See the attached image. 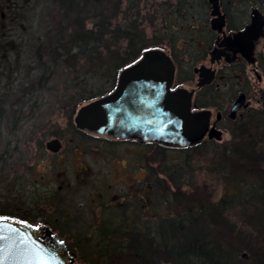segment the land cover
Returning a JSON list of instances; mask_svg holds the SVG:
<instances>
[{
	"label": "rangeland",
	"instance_id": "rangeland-1",
	"mask_svg": "<svg viewBox=\"0 0 264 264\" xmlns=\"http://www.w3.org/2000/svg\"><path fill=\"white\" fill-rule=\"evenodd\" d=\"M126 1L122 2L124 11L129 6L127 4L129 0ZM136 2L137 10L120 13L122 28L128 21L137 19L141 32L154 43L160 42L159 46L148 50L156 49L166 53L176 67L172 89L181 88L193 92V101L198 97V93L202 92L200 91L202 88L197 86L199 70L203 67L214 70V65L210 61L213 19L210 16L208 3L206 4L205 0H136ZM231 2L234 14L239 11L246 12V7L249 12L253 7L250 4L244 5V2L247 4V0H231ZM56 4L55 0H0V95L7 93L0 98V101L4 99L8 103L15 102L14 111L3 113L5 116L0 120V139H2L0 143L2 142L3 145L0 146V153L4 155L7 149L6 158H2L5 162L0 161V175L7 177L8 182L18 175L22 177L21 180L37 186L33 192L32 187L28 186L22 198L18 195L19 190L12 189V197L9 199L7 196V199L22 201L28 196L44 198L52 196L69 204L65 208H60L58 202L51 206L48 201H41V204L46 205L43 204L45 207L42 208V211H45L46 221L34 224L39 225L48 221L54 223L67 246L69 245L71 249L73 247L72 251L79 257L83 255L79 246L83 247L88 243L86 230L95 233V228L103 219L102 214L106 216V220L116 212L130 215L134 224L140 227L132 250L133 248L139 250V255H142L145 264H148L147 259L151 257L152 246L147 242L149 239H146L149 233L147 229L153 228L171 214L175 216L180 208L178 205L177 208L175 206L176 193L187 192V197L193 199L195 195L206 193L209 194V197L205 198L207 201L216 202L224 192H228L229 196L237 198L230 213L220 220L206 217L200 222L201 227L204 228L193 225L190 230L187 229V233L202 235L203 232H207V235L219 234L228 239L235 236L237 243L248 240L247 244L256 245L258 252L253 257L250 250L241 251V258L251 260V264H259L260 259L263 261L264 233L254 227L260 223L264 224V202L262 197H251L249 190L251 185L238 186L236 184L238 179L227 171L234 174L241 172L248 182L253 179L255 182L260 180L264 182V143L247 140L245 145H242L237 139L238 135L235 134L240 135V130L237 128L251 110H264L262 98L264 72L259 69L262 79L258 84V76L251 66L246 65L245 69H242L251 82V85L247 86L248 99L251 101L250 110L244 112V117H239L236 121L224 119L218 122L217 129L222 131V140L206 139L195 161L190 162L189 166L187 164L178 166V169H181L182 179L191 184L188 186L184 182L179 183L180 189L177 190L172 183L170 186V179L166 178L164 173H160L157 159L163 158V155L155 154L153 148H147L149 145H140L133 139L104 137L94 133L90 135L96 137L88 136L89 140L82 138V135L70 125L72 122L77 128L74 122L77 111L89 102L79 105L76 109L73 106L75 111L72 110V119L69 118L71 107L67 108V105L73 103L75 94L83 87L76 82L79 81L78 79H83L81 71L84 67L73 68L71 74L66 70H60V73L45 83L44 89L42 88L43 94L38 101V97L33 95V92L26 94L30 85L37 84L36 78L33 80L31 77L26 80L23 78L24 75L16 73V69H21V66L34 60V55L30 56V54L33 53L34 44L37 38L41 37L43 28L68 20L73 22L76 17V13H72L61 18ZM189 14L192 18H189ZM87 22L88 20H84L78 27L83 30L91 28V23ZM113 42L117 44L115 38ZM28 43L32 46L29 47ZM178 49L182 50L178 51ZM175 51L179 57L181 55L183 57L184 52H189L183 61L184 64H179L178 59L173 57ZM257 51H264L263 40L259 42ZM76 61L79 59L77 58ZM179 66L181 67L178 69ZM196 69L198 72L195 71ZM179 70L182 76H185L186 72L192 73L193 79L176 83ZM223 70H220L221 75L224 72L229 73ZM8 81L12 85L6 87ZM214 83L217 84L216 81ZM231 84H235L234 81ZM252 84H255L254 88ZM241 85L238 83L235 87L230 84L221 85L216 96L219 100L218 104L222 103L224 106L221 109H226L231 97L236 98L240 95L237 89L240 90ZM33 88L36 89L35 85ZM22 94L25 95V102L20 107L18 101ZM1 109L3 110L2 106ZM209 110L212 111V121H214L218 109L212 107ZM229 110L227 108L226 112ZM10 116L12 119H9ZM53 139H59L62 143L57 152H52L46 147L47 142ZM229 149L235 153V157L227 152ZM165 154L168 158L175 159L178 152L171 150ZM225 160L228 161L224 163ZM238 161L240 164L235 165ZM253 161L256 165L251 169ZM222 163H224L221 166L222 170L225 171L219 173L216 167ZM164 180L167 182L165 183ZM8 182L3 187L6 191H1L0 197L7 195V185L12 184ZM172 190L177 191L174 194ZM241 191H244L242 198L239 197L243 193ZM245 198L248 199V205H240L239 203ZM2 199L0 198L1 202ZM172 202L174 204H171ZM192 207L194 208L193 204ZM54 232L58 235L56 231ZM154 233L155 231H152V234ZM140 240H143L142 244ZM157 253L156 247L153 254ZM163 253L158 254L162 256ZM244 253L247 254L246 258L242 256ZM167 256L168 254L164 253V257ZM126 259L131 264L133 259L130 254L126 255ZM117 260L123 262L118 257ZM77 263L81 264L80 261Z\"/></svg>",
	"mask_w": 264,
	"mask_h": 264
},
{
	"label": "trees",
	"instance_id": "trees-1",
	"mask_svg": "<svg viewBox=\"0 0 264 264\" xmlns=\"http://www.w3.org/2000/svg\"><path fill=\"white\" fill-rule=\"evenodd\" d=\"M123 1L126 0H55L61 18L72 13H76V17L73 22L68 20L63 23H57L55 26L43 28L42 35L37 38L33 53L31 52L30 54V56L34 55V60H30L27 64L21 66V69H16V73L24 75L23 78L26 80L31 77H33V80L36 78L37 84H34L36 89L33 88L34 85L31 86L29 84L30 86L27 88L26 94L33 92V95L38 97V101L41 98V94H43L45 83L51 77L60 73V70H66L71 74L72 69L77 66L84 67V70L81 71L83 79H78L79 81L76 83L85 87H82L75 94L73 103H70L69 106L67 105V108L71 107V112L68 114L70 119H72L73 115L72 110L75 111L79 105L110 93L116 87L119 74L123 69L136 63L146 50L160 44V42L154 43L141 32L137 19H134L132 22L128 21L125 23V27L122 28L119 20L120 13L124 14L125 11L127 13L130 10H137L136 0H129V2L127 0L126 2L129 6L125 11L122 10ZM190 15L189 18H192ZM84 20H88L87 23H91V28L83 30L78 27ZM113 38L117 40V44L113 42ZM27 45L29 47L32 46L30 43ZM182 52L180 51V53ZM188 55V51L184 52V58L182 55L179 57L176 51L173 53V57L176 60L178 59L181 65L184 64L183 61H185L184 59ZM77 58L79 61H76ZM228 72L229 77L227 76V78L235 82L237 77L231 71ZM75 74H77L76 71ZM188 74L186 72V75L182 76V72L179 70L176 75V83L178 81L185 82L192 80V73ZM11 85L10 81L6 83V87ZM216 89L215 83L203 87L200 90L202 92L198 93V97L194 99V105L200 109L212 107L221 109L223 104H218L219 100L216 96L219 93ZM6 94L5 92L0 95V98ZM24 98L25 95L22 94L18 101L20 107L25 102ZM66 102L70 101L66 100ZM14 104L15 102L8 103L4 99H2V102L0 101V106L3 108V110H0V120L5 116L3 113L14 111ZM9 119H12V117L10 116ZM70 125L77 133L82 135V138H88V136H91V138L96 137L75 128L72 122ZM237 129L240 130V135L239 133L235 134L238 135L237 139L242 145H245L247 140L263 144L264 110H251L246 115L244 122H241ZM135 142L140 145H149L148 149L153 148L155 154L163 155V158H155V160L157 159L160 165V173H164L166 178L170 179V186L172 183V186L179 190V183L184 182L188 186L191 184L182 179L183 176L180 175L181 169H178V166L185 164L189 166L190 162L195 161L194 159H197L199 156L198 152L201 150L203 142L188 147H174L161 142H143L138 140H135ZM1 144L2 142L0 146H3ZM171 150L178 152L175 159L168 158L167 154H165V152ZM4 152V155L0 153L1 162H5L2 158H6L7 149ZM227 152L235 157V153L231 149ZM227 161L225 160L224 163ZM224 163L216 167L217 172L222 173L225 171L221 167ZM254 163L255 161H253L252 166L249 164L251 169L256 165ZM238 164H240L239 161L235 165ZM147 165L149 166V164ZM227 173L233 174L234 178L238 179L236 182L238 186L251 185L249 188L251 197H262L264 202V182L261 180L255 182L254 179L248 182L247 179H244L241 172L234 174V172L230 173L227 171ZM21 178L17 175L12 180H9L12 184L7 185V195L0 197L1 199L3 198V201H0V215H9L34 224L46 221L44 219L45 211H42V208L46 205L44 203L45 206L41 204V201L46 200L48 201L47 203H51V206H54L58 202L60 208L69 206L66 202H61L60 198L57 200L52 196L45 198L42 196H28L27 198H23L22 201L19 199L8 200L7 196H9V199L12 197V189L15 191L19 190L18 195L22 198L28 186L32 187V192L37 188L35 184L30 185L26 181L21 180ZM7 182V177L0 175V192L6 191L3 187ZM176 191L172 190L171 192L175 194ZM241 192L243 193L239 195L240 198L244 194V191ZM187 195L188 193L183 191L176 193L174 198L176 200L175 206L177 208L178 205L180 208L175 213V216L171 214L164 221L158 222L153 228L147 229L149 233H147L146 239H149V241L145 240L152 246L150 249L151 257L147 259L148 264H251V260L241 258V251L250 250L253 257L258 252L256 245L247 244L248 240H241L240 243H237L234 238L235 236L228 239L219 234L214 236L213 234L207 235V232H203L202 235H189L187 233V229L190 230L193 225L199 226L200 222L206 217L211 220L224 218L233 209L237 198L229 196L228 192H224V195L222 194L216 202H212L205 199L209 197V194L207 195L206 193L195 195V199L189 198ZM60 203L63 205L61 206ZM171 204H174V202ZM239 204L247 206L248 199L245 198ZM19 206L22 208L19 209ZM102 216L103 219L98 223L97 228H95V233L88 229L85 232L88 243H86V246H79L83 251V255L80 257L79 255L75 256V252L72 251L74 248L71 246V249L68 245L71 254L76 258V262L80 261L81 264H130V261L126 259V255L130 254L133 259L131 260V264H145L146 261L142 259V255H139L140 251L135 248L132 250L135 236L139 233L140 227L134 224L135 222L129 217L130 215H121L116 212L115 215L108 216L109 220H106L105 215L102 214ZM46 223L58 233L60 238L63 237L54 226V223H51V221ZM200 228H204V226L201 227L200 225ZM254 228L264 233V224H257ZM152 231H155V233L152 234ZM65 239L67 240V238ZM142 242L143 240H140V244ZM156 247L159 254L165 251L164 253H167L168 256L164 257V253L162 256H159L158 253L153 254ZM117 257L123 260V262H119ZM259 264H264V257L263 261L260 259Z\"/></svg>",
	"mask_w": 264,
	"mask_h": 264
},
{
	"label": "water",
	"instance_id": "water-1",
	"mask_svg": "<svg viewBox=\"0 0 264 264\" xmlns=\"http://www.w3.org/2000/svg\"><path fill=\"white\" fill-rule=\"evenodd\" d=\"M264 3V0H262ZM215 18L213 30H221L224 16L219 0H209ZM264 18L258 9L252 11L251 23L243 30L224 38V43L246 57L253 55L252 41L264 35ZM223 43V44H224ZM221 50L212 52V60ZM175 64L161 50H147L135 64L123 69L117 86L109 94L81 106L74 118L78 129L106 137L140 139L161 142L172 146H188L200 142L208 133L210 139L222 140V131L210 127L212 111H192L193 92L172 89L175 79ZM198 72V70H195ZM198 87L211 84L215 71L211 68L199 70ZM246 95L241 93L233 99L229 117L246 107ZM220 115V114H219ZM218 115V117H219ZM59 139L47 142L52 152L60 150ZM0 222V261L2 264H31L36 250L43 249L50 264H77L64 240L58 238L45 223L34 225L9 215ZM244 258L247 254L242 255Z\"/></svg>",
	"mask_w": 264,
	"mask_h": 264
},
{
	"label": "flooded vegetation",
	"instance_id": "flooded-vegetation-1",
	"mask_svg": "<svg viewBox=\"0 0 264 264\" xmlns=\"http://www.w3.org/2000/svg\"><path fill=\"white\" fill-rule=\"evenodd\" d=\"M247 1H248L247 4L244 2L245 6L249 5V4L253 5V7L250 9V11L248 12V7H246V9H247L246 12H240L239 11V12H236L234 14V13H232L234 7L232 6L231 0H219L220 11H221V15L224 16V22H223V26H222L221 30H213L211 28V30H212L211 34L213 35L212 36L213 42L211 44L212 50L210 51V57H211L210 61H212L213 65H214V71H215V79L211 84H213L215 81L217 82V84H215L217 91L220 90V87L222 84H225V85L230 84L233 87H235L237 85V83L242 84L240 90H238L239 89L238 88L237 91H240L239 94L244 93L246 95L245 104L247 106L242 107L239 110H237L235 117L230 118L229 114H230L231 107L233 105L232 102H233V99H235V97H231L229 104L226 105V109H218L217 110L218 112L216 114V118L214 121H212L213 115H211L210 127L215 126L217 128L218 122L221 120H224V119L236 121L237 118L244 117V114H243L244 112L250 110L249 108H250L251 101L248 99V91H249L248 89L249 88H247V86H250L251 82L244 75V72H242V69H245L246 65L251 66L252 69L257 74L258 84L262 79V76L259 74V69L262 70V72H264V51L259 52V51H257V48H258L259 42L261 40H263V43H264V35L256 37L252 41V43H253V55H252V57H249V58L244 56V54L241 52V50H237V53L234 54L233 50H235V49L230 48L229 46H227L224 43L225 37L232 36L235 33L243 31L251 23L252 11L254 9H258L264 18V3H263V1L262 0H247ZM205 2H206V4L208 3L209 9H210V16L212 19H214L215 17L212 16V14H211L212 6H211L209 0H205ZM252 3H254V4H252ZM231 6H232V8H230ZM2 15H4V14H2ZM263 32H264V28H263ZM216 48H218L222 52L218 58L212 60L211 54ZM220 70L231 71L232 73H234V75L237 77V79H235L236 81L234 82L235 84H231L232 81H234V80H230L227 78V76L229 75V74H227V72L226 73L224 72L221 75ZM252 86L254 88L255 84H252ZM242 89H243V91L241 92ZM262 94L264 96V90H262ZM262 98L264 99V97H262ZM222 107H224V106H222ZM227 108L230 109L229 112H226ZM192 109H194L195 111H198V108L195 105H193ZM195 111H193V112H195ZM218 115H219V117H218ZM206 139H208L209 141L215 140V138L210 139L208 137V133H206L205 137L200 142H198L194 145L201 144L202 142H205ZM191 145H188V146H191ZM188 146H183V147H188Z\"/></svg>",
	"mask_w": 264,
	"mask_h": 264
},
{
	"label": "snow or ice",
	"instance_id": "snow-or-ice-1",
	"mask_svg": "<svg viewBox=\"0 0 264 264\" xmlns=\"http://www.w3.org/2000/svg\"><path fill=\"white\" fill-rule=\"evenodd\" d=\"M8 219L7 217L0 216V222H3L4 220ZM2 239V238H0ZM3 252V249H0V253ZM0 264H2V261H0ZM31 264H50V261L47 259L44 250L39 249L36 250L35 256L33 260L31 261Z\"/></svg>",
	"mask_w": 264,
	"mask_h": 264
}]
</instances>
